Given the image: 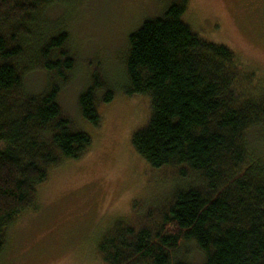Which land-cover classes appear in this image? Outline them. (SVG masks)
<instances>
[{
  "label": "trees",
  "instance_id": "trees-1",
  "mask_svg": "<svg viewBox=\"0 0 264 264\" xmlns=\"http://www.w3.org/2000/svg\"><path fill=\"white\" fill-rule=\"evenodd\" d=\"M56 1L0 0V255L48 172L91 147L57 102L75 66L66 31L34 35ZM187 1H173L129 34L124 88L150 99L147 123L131 138L135 152L152 168H174L182 181L151 225L117 222L122 246L111 247L118 264H264V86L251 83L235 52L183 20ZM38 71L45 84L31 92L25 81ZM96 88L77 102L99 126L98 101L112 92L97 99ZM187 242L201 262L180 259Z\"/></svg>",
  "mask_w": 264,
  "mask_h": 264
},
{
  "label": "rangeland",
  "instance_id": "rangeland-1",
  "mask_svg": "<svg viewBox=\"0 0 264 264\" xmlns=\"http://www.w3.org/2000/svg\"><path fill=\"white\" fill-rule=\"evenodd\" d=\"M173 1L57 0L40 16L35 37L67 33L64 48L75 66L57 102L72 128L90 136L91 147L48 172L35 207L9 228L0 264H118L111 247L112 241L122 246L117 222L134 229L151 225L171 198L182 181L175 169L150 167L131 144L147 123L150 99L125 95L124 88L129 34ZM182 18L207 41L235 52L242 69L253 73L251 83L264 86V0H188ZM44 81L43 72L30 73L26 89L38 92ZM94 84L97 99L112 92L109 102L98 101L99 126L81 116L77 102ZM177 250L182 260L202 261L192 242Z\"/></svg>",
  "mask_w": 264,
  "mask_h": 264
}]
</instances>
